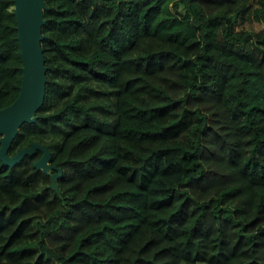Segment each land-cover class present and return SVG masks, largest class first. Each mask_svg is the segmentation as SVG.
Returning a JSON list of instances; mask_svg holds the SVG:
<instances>
[{"label":"trees","instance_id":"16d2710c","mask_svg":"<svg viewBox=\"0 0 264 264\" xmlns=\"http://www.w3.org/2000/svg\"><path fill=\"white\" fill-rule=\"evenodd\" d=\"M31 141L0 160V264H264V0H45ZM0 0V107L23 60Z\"/></svg>","mask_w":264,"mask_h":264},{"label":"water","instance_id":"95a60500","mask_svg":"<svg viewBox=\"0 0 264 264\" xmlns=\"http://www.w3.org/2000/svg\"><path fill=\"white\" fill-rule=\"evenodd\" d=\"M45 0H14V11L17 20L18 40L23 60L20 89L17 96L9 104L0 107V160L7 165H14L26 154L41 150V155L34 161V166L51 173L52 185L58 190L56 178L62 169L51 164L49 148L39 141H31L13 154L9 153L11 144L24 122H34L37 110L45 99L46 72L48 65L42 48V40L46 37L42 27L46 22L44 10Z\"/></svg>","mask_w":264,"mask_h":264},{"label":"rangeland","instance_id":"374dc122","mask_svg":"<svg viewBox=\"0 0 264 264\" xmlns=\"http://www.w3.org/2000/svg\"><path fill=\"white\" fill-rule=\"evenodd\" d=\"M258 4L257 0H252L246 12L242 13L240 20L237 22L238 29L257 30L261 27V23L252 16V10Z\"/></svg>","mask_w":264,"mask_h":264}]
</instances>
